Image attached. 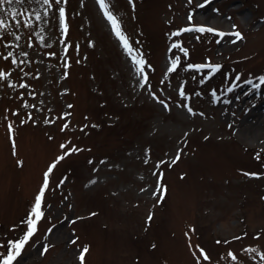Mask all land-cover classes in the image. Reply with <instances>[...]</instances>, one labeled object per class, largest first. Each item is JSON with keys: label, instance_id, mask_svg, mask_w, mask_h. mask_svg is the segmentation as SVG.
I'll return each mask as SVG.
<instances>
[{"label": "rangeland", "instance_id": "374dc122", "mask_svg": "<svg viewBox=\"0 0 264 264\" xmlns=\"http://www.w3.org/2000/svg\"><path fill=\"white\" fill-rule=\"evenodd\" d=\"M106 3L143 73L98 0L0 7V264L46 173L12 264H264V0Z\"/></svg>", "mask_w": 264, "mask_h": 264}, {"label": "snow or ice", "instance_id": "6c2138e0", "mask_svg": "<svg viewBox=\"0 0 264 264\" xmlns=\"http://www.w3.org/2000/svg\"><path fill=\"white\" fill-rule=\"evenodd\" d=\"M23 0H0V7H2L3 4L7 3L9 5L13 4V3H22ZM43 3L44 4H48L49 3V0H43ZM56 3H60V0H56ZM98 3L101 7L102 10H104V14L106 16V18L109 20L111 26H112V30L114 32V34L117 36V38L121 41L122 45L125 47L127 53L132 56V59H133V63L135 65H138V72L140 73H143V64H144V61L142 59H137L136 56L134 55L133 53V49L129 46L128 44V41L126 39V37L123 35L121 29H120V24L117 20V18L111 13L109 12L107 9H108V4L106 3V0H98ZM15 15V14H13ZM65 13H64V9L61 8L60 9V16L61 18L63 19ZM2 21H0V26H2ZM192 29H185V31H190ZM197 31H201V32H204V31H208V32H213L214 30L212 28H199V29H196ZM218 35H224L223 33H216ZM235 35L239 38H242L240 37V34L239 33H235ZM17 39H19V37H17ZM203 67V66H201ZM174 70V66L172 69H169V71H172ZM144 80L146 82V77H144ZM261 81L264 82V77L261 78ZM143 86V85H141ZM181 95H183V93H181ZM165 107H167V105H165ZM189 111L191 112V109H189ZM63 147V146H62ZM59 159H63V157H59L57 162L59 161ZM177 159H179V156H177ZM55 167V164L51 165L49 167V172H51L52 168ZM47 176H48V173L45 174V183L40 191V194L36 197V201H35V205L33 207V210H32V214L33 216L35 217V219H29L27 221V224H28V232L27 234L25 235V237L20 240L18 243H16L15 245H13V247L15 248V255H12V254H9L8 256V259L5 260L4 264H12V261L16 258V256H19L20 255V252L21 250L23 249L24 245L28 242V240L30 239V237L32 235H34L35 231H36V222L42 218V211H41V206H42V197L44 195V189L47 188ZM151 219V216L149 217V220ZM47 249L45 248V251ZM202 251V250H201ZM88 252V248L87 246H85V248L82 250L81 252V255L78 257L81 261V264H84V256L85 254ZM203 254V252H202ZM204 255V259H208L207 255L206 254H203Z\"/></svg>", "mask_w": 264, "mask_h": 264}]
</instances>
